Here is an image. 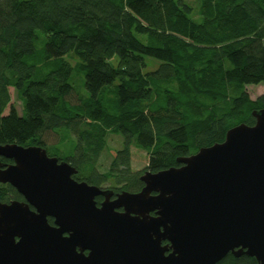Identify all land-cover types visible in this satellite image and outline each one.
<instances>
[{"label":"trees","instance_id":"trees-1","mask_svg":"<svg viewBox=\"0 0 264 264\" xmlns=\"http://www.w3.org/2000/svg\"><path fill=\"white\" fill-rule=\"evenodd\" d=\"M145 56L162 63L143 72ZM79 74L88 96L74 88ZM258 84L264 0H0V144L41 146L89 184L138 191L132 147L158 172L252 125L264 93L251 99L246 86ZM111 134L120 148L108 146ZM19 198L0 183V201ZM216 264L258 263L228 253Z\"/></svg>","mask_w":264,"mask_h":264},{"label":"water","instance_id":"water-1","mask_svg":"<svg viewBox=\"0 0 264 264\" xmlns=\"http://www.w3.org/2000/svg\"><path fill=\"white\" fill-rule=\"evenodd\" d=\"M251 114L114 199L41 146L0 144L13 161H0V183L25 199L0 201V264H216L228 253L264 264V108Z\"/></svg>","mask_w":264,"mask_h":264},{"label":"rangeland","instance_id":"rangeland-1","mask_svg":"<svg viewBox=\"0 0 264 264\" xmlns=\"http://www.w3.org/2000/svg\"><path fill=\"white\" fill-rule=\"evenodd\" d=\"M186 1H188L192 4L194 2V0H186ZM193 17L196 19H199V16L197 14H194ZM70 54H72V53H70ZM70 54L67 55L66 58L70 61V63L72 65H74L77 58L74 57V55H70ZM70 56H72L71 60H70ZM144 61H145L146 66L143 68V72L153 71L162 63L161 60H159L157 58H153V57H148V56L144 57ZM117 63H118V59L116 56L111 58L110 64L112 66L116 67ZM76 77H77L76 81H74V83H73L76 92L79 93L81 96H88V92L84 87L83 75L79 74ZM246 91H247L248 95L250 96V98L254 99L258 95H261L262 93H264V84L247 85ZM9 94H10V99H11L10 102L15 105L18 112L20 113L21 112V103L17 99L16 92L14 91V89L12 87H9ZM6 112H8V108L5 110V113ZM74 142H76L75 139L73 140V142L67 141L66 143L69 146H71ZM107 143H108V146L114 147L115 149H118L122 146V139L118 135L111 134L108 136V142ZM57 144H59V143H57ZM64 147H65V145H64ZM131 154H132V161H131L132 170L135 172H137V171L143 172L145 170L144 167L147 163V154L144 151H142L140 149H136L134 147H132V149H131ZM109 159L110 158L105 153H103L101 155L100 164H99L100 170H105L108 168ZM100 186L108 187L109 183H105V184L100 185Z\"/></svg>","mask_w":264,"mask_h":264},{"label":"flooded vegetation","instance_id":"flooded-vegetation-1","mask_svg":"<svg viewBox=\"0 0 264 264\" xmlns=\"http://www.w3.org/2000/svg\"><path fill=\"white\" fill-rule=\"evenodd\" d=\"M50 156H51V155H50ZM59 160H61V159H59ZM0 161H1L3 164H5V165H8V164H12V163H13V161H12L11 159H6V158H3V157H0ZM75 175H76V174H75ZM75 175L72 176L74 179H76V178H75ZM76 180H77V181H83V180H78V179H76ZM9 185H10V184H9ZM12 187H13V186H12ZM99 187H101V188H103V189H110V190H112L113 193H112L111 199H114V198L116 197V193H118V192L121 191V189L116 190V189H114L113 187H110V186H108V187L99 186ZM15 190H16V189H15ZM16 191H17V190H16ZM17 192H18V191H17ZM134 192H137V191H134ZM18 194H19L20 198H19V199H15V200H21V201L25 200L24 197H23L19 192H18ZM103 199H104V197H103L102 195H98V196H96V197H95L96 204L99 206ZM11 201H12V200H11ZM9 202H10V201H9ZM29 208H30L31 210H33V211L36 210L35 207L32 206V205H29ZM118 210H122V209L119 208ZM46 219H47V221H48V223H49L50 225H54V218H53V217H51V216H47ZM64 235H67V234L64 233ZM164 243H166V242H163V244H164ZM87 252H88L87 250L84 251L85 254H87Z\"/></svg>","mask_w":264,"mask_h":264}]
</instances>
